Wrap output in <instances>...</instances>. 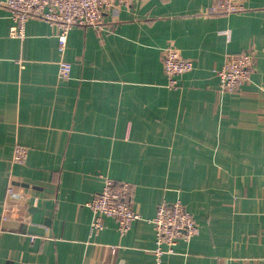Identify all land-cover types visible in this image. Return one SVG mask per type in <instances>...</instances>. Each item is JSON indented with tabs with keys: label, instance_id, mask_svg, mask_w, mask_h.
Listing matches in <instances>:
<instances>
[{
	"label": "crops",
	"instance_id": "crops-1",
	"mask_svg": "<svg viewBox=\"0 0 264 264\" xmlns=\"http://www.w3.org/2000/svg\"><path fill=\"white\" fill-rule=\"evenodd\" d=\"M3 1L0 264H153L149 219L175 200L199 229L164 264H264V0L225 14L208 13L209 0L116 1L99 27H72L63 53L41 18L11 35ZM168 45L194 60L177 87L163 70ZM242 51L255 55L250 81L220 91L216 69ZM105 177L133 185L140 218L124 234L113 217L90 232L87 203Z\"/></svg>",
	"mask_w": 264,
	"mask_h": 264
},
{
	"label": "built area",
	"instance_id": "built-area-1",
	"mask_svg": "<svg viewBox=\"0 0 264 264\" xmlns=\"http://www.w3.org/2000/svg\"><path fill=\"white\" fill-rule=\"evenodd\" d=\"M116 1L122 0H4L3 4L11 13L13 24L9 33L13 36H23L25 24L30 17H38L57 28L58 50L63 53L67 44L69 30L74 26L99 27L106 9H111ZM141 1V0H139ZM207 12L210 14H225L242 11L247 8L248 0H209ZM254 54L251 51L228 54L222 66L216 69L219 77V89L234 92L238 87L250 81L254 70ZM163 70L167 76V86H178V75L191 70L194 60L183 56L171 45L162 51ZM58 72L65 77L69 72V62L60 59ZM28 153V148L17 144L12 152L11 160L22 163ZM13 190L8 182L7 192ZM23 198H26L23 196ZM133 185L124 180L105 177L99 191L94 193L87 205L91 208L93 217L90 222V232L96 233L104 226L105 217H113L119 233H126L133 221L140 218L132 205ZM12 211L11 208H9ZM149 221L154 226L155 260L153 264H164L165 253L175 251L179 241H186L198 232V224L192 213L180 201H162L157 205L155 215ZM116 247H112L114 251Z\"/></svg>",
	"mask_w": 264,
	"mask_h": 264
},
{
	"label": "water",
	"instance_id": "water-1",
	"mask_svg": "<svg viewBox=\"0 0 264 264\" xmlns=\"http://www.w3.org/2000/svg\"><path fill=\"white\" fill-rule=\"evenodd\" d=\"M32 207H30L31 209ZM45 218H44V225L49 226L51 223V217L48 216V212H45ZM23 227L26 229L28 233L32 234H39L42 235L44 233L43 227H40L36 224H24Z\"/></svg>",
	"mask_w": 264,
	"mask_h": 264
}]
</instances>
